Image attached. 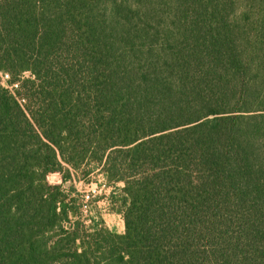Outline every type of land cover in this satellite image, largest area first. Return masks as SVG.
Wrapping results in <instances>:
<instances>
[{
  "label": "trees",
  "instance_id": "1",
  "mask_svg": "<svg viewBox=\"0 0 264 264\" xmlns=\"http://www.w3.org/2000/svg\"><path fill=\"white\" fill-rule=\"evenodd\" d=\"M0 75V264H264V0H0Z\"/></svg>",
  "mask_w": 264,
  "mask_h": 264
},
{
  "label": "rangeland",
  "instance_id": "2",
  "mask_svg": "<svg viewBox=\"0 0 264 264\" xmlns=\"http://www.w3.org/2000/svg\"><path fill=\"white\" fill-rule=\"evenodd\" d=\"M4 79L2 78V81ZM81 176L66 183L58 173L50 174L47 179L51 185L61 186L68 195L67 202L79 209L80 215L72 216V219L80 217L86 225H90L92 217L101 216L110 230L123 234L125 231L123 216L114 212L115 207L110 206L112 192L116 190L108 186L106 179L99 172L93 173L86 179Z\"/></svg>",
  "mask_w": 264,
  "mask_h": 264
}]
</instances>
